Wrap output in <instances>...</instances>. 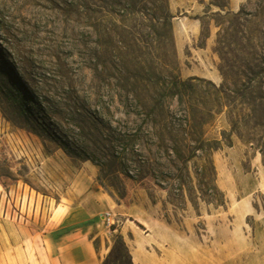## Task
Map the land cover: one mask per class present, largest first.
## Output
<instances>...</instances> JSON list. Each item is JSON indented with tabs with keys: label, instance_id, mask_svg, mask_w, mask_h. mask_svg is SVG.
I'll return each instance as SVG.
<instances>
[{
	"label": "rangeland",
	"instance_id": "1",
	"mask_svg": "<svg viewBox=\"0 0 264 264\" xmlns=\"http://www.w3.org/2000/svg\"><path fill=\"white\" fill-rule=\"evenodd\" d=\"M89 1L86 19L82 0H0V264H45L54 242L83 236L92 200L102 263L135 224L180 264L205 252L212 264L237 254L264 264V0L236 12L193 0L198 10L169 7L167 23L170 0H136L132 14L127 0ZM183 22L200 34L179 51ZM140 63L162 79L160 97L135 86ZM172 75L192 80L183 104L164 84ZM151 97L164 108H136Z\"/></svg>",
	"mask_w": 264,
	"mask_h": 264
},
{
	"label": "crops",
	"instance_id": "2",
	"mask_svg": "<svg viewBox=\"0 0 264 264\" xmlns=\"http://www.w3.org/2000/svg\"><path fill=\"white\" fill-rule=\"evenodd\" d=\"M193 0H170V11L173 15H186L197 7L193 6ZM244 0H229V10L236 12L242 6ZM198 10V9H197ZM202 10V9H199ZM205 14V13H203ZM177 30L176 46L178 50L187 48V37L195 38L200 34V25L197 23L183 22ZM255 193L264 188V161L258 153L255 154ZM83 214L86 217L84 222V234L78 239L61 237L53 243V254L45 255V264H102L100 254L97 252L93 239H91V223L96 216L97 204L92 200L91 206H83ZM108 206V204H107ZM90 207V208H89ZM252 215H245L246 218ZM259 215V212H258ZM264 218V217H263ZM163 225V224H161ZM262 233L264 234V221L262 222ZM121 235L124 237L126 246L132 257L133 264H180L179 257L174 255L171 246L161 244V235L145 225L134 224L123 226ZM129 241H127V238ZM221 258V253L219 255ZM218 258V262H220ZM196 255H188L184 264H196ZM231 260V261H229ZM255 264V254L249 256L244 262L243 255H236L234 259H227L225 264ZM203 264H212L210 253H204Z\"/></svg>",
	"mask_w": 264,
	"mask_h": 264
},
{
	"label": "trees",
	"instance_id": "3",
	"mask_svg": "<svg viewBox=\"0 0 264 264\" xmlns=\"http://www.w3.org/2000/svg\"><path fill=\"white\" fill-rule=\"evenodd\" d=\"M83 5V12L84 17L88 19L90 17V12L92 11L90 7V1L89 0H82ZM169 2V0H168ZM127 4H129V7H126V12L129 14H132L135 10L136 0H127ZM116 5L122 6L121 3L117 2ZM172 19V16L169 11V5L163 9L162 11V20L167 23ZM138 69L137 73L132 75L133 73H129L130 76L136 81V87H142L144 91H148L147 88H150L149 92H154L155 95L160 97V91L163 90L160 86V81L162 80L156 72H153L152 68L148 65L144 66L142 63L138 64L137 67H135V70ZM152 70V72H151ZM151 72V73H150ZM153 75V76H152ZM170 82L164 81V84L167 86V90L170 91L173 97H177L180 100V103L183 104L185 102V98H190L191 94L193 93L194 86L191 84L192 80L182 81L178 77L172 75ZM160 80V81H159ZM148 84V85H145ZM217 93H221V90L216 89ZM151 100L153 102V105L149 104L148 101L142 100L136 102V108L141 109L143 111H149L154 112L157 109L164 108L163 107V101L160 99H155L151 97ZM259 107V106H258ZM260 108V107H259ZM258 108L255 106V120L258 119ZM260 127V124H256ZM255 143L259 146V151L263 157L264 160V141L261 139H255ZM114 254V250L110 253L108 258L102 263V264H117V261L124 257L127 260V264H133L132 257L130 255V252L124 243L123 240H120L117 244V255H115V260H111L112 255Z\"/></svg>",
	"mask_w": 264,
	"mask_h": 264
},
{
	"label": "built area",
	"instance_id": "4",
	"mask_svg": "<svg viewBox=\"0 0 264 264\" xmlns=\"http://www.w3.org/2000/svg\"><path fill=\"white\" fill-rule=\"evenodd\" d=\"M104 224L106 225L107 228L111 229V227L114 224L113 219L111 218V214L107 213V215L104 217Z\"/></svg>",
	"mask_w": 264,
	"mask_h": 264
},
{
	"label": "bare ground",
	"instance_id": "5",
	"mask_svg": "<svg viewBox=\"0 0 264 264\" xmlns=\"http://www.w3.org/2000/svg\"><path fill=\"white\" fill-rule=\"evenodd\" d=\"M244 211H245V212H244ZM244 211L242 212V213H243L242 217L245 216V215H249V214L252 212L251 207H250L249 204H247V206L244 208ZM133 227H134V226H133ZM133 227H132V228H133Z\"/></svg>",
	"mask_w": 264,
	"mask_h": 264
}]
</instances>
